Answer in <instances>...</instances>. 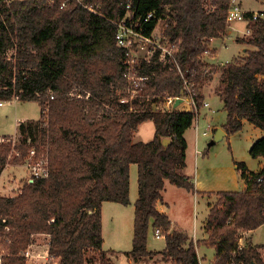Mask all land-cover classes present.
I'll use <instances>...</instances> for the list:
<instances>
[{
	"label": "trees",
	"instance_id": "1",
	"mask_svg": "<svg viewBox=\"0 0 264 264\" xmlns=\"http://www.w3.org/2000/svg\"><path fill=\"white\" fill-rule=\"evenodd\" d=\"M127 1H106L104 10L118 18ZM135 2L143 15L169 9L165 32L179 47L171 65H141L148 78L145 96L185 97L188 86L200 109L207 83L217 73L215 95L227 112V134L240 131L244 119L264 131V17L245 14L251 35L238 41L254 49L242 61L215 67L205 53L212 51L213 40L227 35L231 0ZM156 22L148 24V32ZM124 71L116 27L104 17L74 2L60 8L47 0H0V102L36 101L41 107L40 119L19 124L17 140L0 137V177L8 165L24 163L32 150L47 161L45 177L25 183L14 197L0 196V264H28L21 254L40 234L49 238L48 264H113L104 250L102 207L130 204L133 164L139 197L133 247L126 256L137 264L157 255L174 264H201V245L215 250L214 264H264L258 247H240L243 232L264 225V168L255 173L236 163L246 189L219 193L205 225L208 238L195 243L185 232L170 233L172 221L157 204L164 200L166 180L195 191L184 171L185 133L196 112L152 111L144 97L123 102L130 97ZM146 121L155 125L154 139L135 141ZM250 155L264 158V137ZM152 227L166 240L161 252L148 249Z\"/></svg>",
	"mask_w": 264,
	"mask_h": 264
},
{
	"label": "rangeland",
	"instance_id": "2",
	"mask_svg": "<svg viewBox=\"0 0 264 264\" xmlns=\"http://www.w3.org/2000/svg\"><path fill=\"white\" fill-rule=\"evenodd\" d=\"M243 4L245 8L254 10V11H261L264 9V0H243ZM230 26V25H229ZM165 23H162L160 25L161 30L165 29ZM247 26L242 22H236L232 24V35L229 38H225V42L222 43V40H218L216 42V46L219 48H222L221 53L217 58H215L216 63H212L209 60L210 66L220 67L223 66V63L219 62H226L230 61L233 56L238 55L237 50L240 48L238 45H236V39L239 38H248L249 36L246 35V28ZM229 28V27H228ZM244 35V36H241ZM236 38V39H235ZM222 43V44H221ZM212 51L209 52V54L205 55L206 60L207 58L213 57L215 55L214 50L211 48ZM14 51H10L8 53V57L13 56ZM244 55V54H243ZM238 56L234 58L232 61H242V59L245 57ZM231 61V62H232ZM226 64V63H225ZM219 75L213 74V77L210 82L207 83V87L205 91L207 90V93L209 97H211V100H207V102L211 103L210 115H216V116H223V114H226L225 112L219 113V108H222L219 104V97L215 95V88L218 85ZM145 92H141L140 95L144 94ZM211 101V102H210ZM5 103L2 107H0V137H11L10 139L17 140L16 137L12 136L16 133V126L17 124H20L22 120H38L41 117V107L40 104L36 101H25L20 102L19 100L15 99L14 101L10 102H0ZM25 122V121H23ZM216 122H211L210 118L209 121H206L204 123H200V134L198 136V148H196V139H195V130L192 127H190L189 131L186 134L187 139L189 140L190 147L188 151L189 155V168L190 170H201L202 168H214L216 164H222V161L224 159L232 158L233 153L232 149L234 151V148L231 147V143L229 140L223 139L220 142H218L216 145H210V143L213 140V134L211 133L210 136L206 137L203 136L202 133L206 130V128L209 125H214ZM19 126V125H18ZM153 123L151 121L147 122L146 125H144L143 128H140L135 133V141H142L144 137H149L154 134V130L152 128ZM244 134L237 135L234 139V144L237 148V155L238 157L242 158L243 156H246L248 154V143L246 139V135H248V130H244ZM235 134V133H234ZM232 135V134H230ZM249 135H252V131L249 132ZM9 141V140H8ZM1 142H4L2 140ZM196 149L200 150L202 155L197 156L196 155ZM217 153V154H216ZM14 154H17L16 152ZM19 156V155H18ZM43 156L41 157H35L34 155L30 154L25 158V162L21 164H11L8 165L5 169V174H3L1 180L4 178L3 185H0V196L5 197H14L18 193L21 192L23 186L25 183L30 182V179L33 176V171L37 172H43V167L46 166V162H42ZM235 157V154H234ZM196 158H198V161L196 163ZM41 161L43 166H39L37 163ZM216 164H215V163ZM137 165L133 164V172L137 171ZM38 168V169H36ZM248 168V167H247ZM256 168V166H254ZM249 170V168H248ZM250 171V170H249ZM41 174V173H40ZM138 174V173H137ZM0 180V181H1ZM134 182L138 183V175L137 178H135L134 175V181L132 183L133 185V191L134 189ZM1 183V182H0ZM246 184V183H245ZM246 186V185H245ZM246 188V187H245ZM178 195H176L175 192H170L169 195H166V198L169 199V202L172 199H176ZM180 198L182 201H179L178 199V205L177 210L180 212H174L178 213L179 215H182V221L183 223L190 222L192 215H196L198 219L197 224L198 227L202 225V218L204 217V214L206 213V209L208 206L204 205L202 207L196 208V213H192L193 208V202L190 198V195H180ZM135 199V194L133 196V200ZM209 204L213 207L218 205L220 202V197L216 196H210L208 200ZM114 205H111V207L106 208V220H105V244H104V250L108 253L109 258L111 259L113 264H137L133 261L130 257L126 256L125 253L132 250L133 247V229H134V219H135V212H134V202L132 204H129L127 206L121 205L122 208L120 209L115 203H111ZM120 206V204L118 205ZM173 207V206H172ZM200 229V228H199ZM154 233L148 236L149 241V249L153 251H160L164 248L165 240H157L154 239ZM243 235V233H242ZM196 243L202 242L201 240L197 241L190 236ZM208 238V237H207ZM242 239H240L241 242L245 245L248 243H251L253 246L258 247V250L262 256V259L264 260V225L257 230L254 231L253 235L250 233L245 234L244 236H241ZM33 243L30 245L29 248L33 250V252L36 254V256H45L43 257H37V258H30L28 260V264H48L50 261V254H49V238L46 236V234H40L35 235L33 237ZM256 244V245H255ZM243 246V247H244ZM199 249V257L201 259V264H214L215 263V251L214 249H207L203 246H197ZM46 252V254H45ZM115 252V254H113ZM99 264V263H94ZM140 264V263H139ZM146 264H174L172 260H164L162 258V255H157L156 257L149 259Z\"/></svg>",
	"mask_w": 264,
	"mask_h": 264
},
{
	"label": "crops",
	"instance_id": "3",
	"mask_svg": "<svg viewBox=\"0 0 264 264\" xmlns=\"http://www.w3.org/2000/svg\"><path fill=\"white\" fill-rule=\"evenodd\" d=\"M240 1V5L242 7V9L246 12V13H261V12H264V9L261 10V11H254V10H251V9H248V8H245L244 4H243V0H239ZM263 1V0H261ZM236 22H242L244 23L246 26H247V22L244 20V21H234L231 23V25L229 26V28L227 29V35L224 37V38H221V39H216L214 41L211 42V48L212 49H215L214 52H215V55H213V57L211 56V58H207V62L209 63V60L210 62L212 63H216L215 62V58L218 59L220 53H221V50L222 48H219L217 47L216 45V42L218 40H222V43L225 42V38H229L231 35H232V24L233 23H236ZM247 28V27H246ZM247 30V29H246ZM234 31V30H233ZM241 36V35H240ZM244 36V35H242ZM241 36V37H242ZM236 39V38H235ZM242 38H239V39H236V45H238L240 48L237 50V54L238 55H235L233 56V58L230 60V61H226V62H219L218 63H228V62H231L234 58L238 57V56H241L243 55L242 57L246 56L247 54V51L249 50H253L254 48L251 47V46H248L246 45L245 43H240L238 40H240ZM221 43V44H222ZM210 82V81H209ZM207 93V90L205 91V95H206V99H205V102L204 103H208L209 104V107H206V106H202L199 110V120L197 121V124H199V131H197V129L195 128V121L193 123V128L195 130V139H196V148H198V136L200 134V123H204L206 121H209V118H210V121L213 123V122H216L213 126L212 125H209L206 130H210L208 136H210V134L212 133L213 134V140L215 139V136H216V133L218 132V130H222V132H224V136L215 142L214 145H216L218 142H220L221 140L223 139H228L229 142L231 143V147L234 148V151L232 149V153H233V157L232 158H228L227 160L224 159V161H222V164H216V166L214 168H202L201 170L199 169H196V170H190L189 168V155H188V151H189V147H190V143H189V140L187 139L186 137V134L187 132L189 131V129L186 131L185 133V139L187 141V151H186V168H185V171L184 173L191 178L194 186H195V191L194 192H190L188 191L187 189L185 188H181V187H178L174 184H172L169 180H166V183H165V189H164V192H163V202H159L157 204V209L160 213H163V214H166L169 219L172 221V224H173V228L171 230L170 233H173L175 230H179L181 232H185L187 233L189 236L193 237L196 241L197 239L198 240H205L208 236L205 232V225H206V222H207V219H208V216H209V213H210V209H211V205L209 204L208 200H209V197L210 196H218L219 197V193L220 192H230V191H243L245 190L246 188V184H245V181L242 179L241 177V172L238 170V167L236 165L237 162H244L247 167L249 168V170L251 172H255V173H259L260 171H262V169L264 168V158H258V159H253L250 155V149L251 147L253 146V144L258 141L259 139L263 138L264 137V131L258 127H256L254 124H252L251 122H249L248 120L244 119L242 122H243V127L240 131L236 132L235 134H232V135H229L227 134V131L226 129L224 128V125L226 124L227 122V112L224 110V107L222 102L220 100L219 101V104L221 105L222 108H219V113H222V112H225L226 114H223L224 115V118L223 116H216V115H210V110L209 108H211V103L207 102V100H211V97L208 96ZM5 104V103H4ZM3 104V105H4ZM2 105V106H3ZM0 106V107H2ZM188 108L187 110L190 111L189 109V105L188 104H185L182 106L183 109L185 108ZM186 110V111H187ZM23 121H27V119L25 120H22L20 122H23ZM147 122L149 121H146L144 122L143 124H141L139 126V129L140 128H143L144 125L147 124ZM152 122V121H151ZM153 123V122H152ZM18 125L16 126V133L15 135H12L14 137H16L17 135V130H18ZM191 126V127H192ZM154 127V128H153ZM153 129H155V125L153 123ZM138 129V130H139ZM248 130V135H246L248 138L246 139L247 143H248V154L246 156H243L242 158L238 157L237 155V148L234 144V139L235 137L238 135H242L244 134V130ZM252 131V135H249V132ZM204 136V135H203ZM155 137V130H154V134L149 136V137H144L142 138V142H150L154 139ZM212 140V141H213ZM213 146V145H212ZM196 155L199 156V155H202V153L200 152V150L196 149ZM217 154V153H216ZM234 154H235V157H234ZM196 163L198 161V158H196ZM254 166H256V168H254ZM138 173V167H137V171L136 172H133V165H131L130 167V204H132L134 202V212H135V203L139 197V185L137 182H134V191H133V181H134V175H135V178H137V174ZM5 171H4V173ZM2 174V176H3ZM2 176L0 177V180L2 178ZM4 180V178L2 179ZM0 181V185H3V181ZM170 192H175L176 195H178V197L174 200L172 199L170 202H169V199L166 198V195H169ZM135 194V199L133 200V196ZM180 195H190V198L193 202V206L195 208H193L192 210V213H196V208H199V207H202L204 205L208 206L207 209H206V213L204 214V217L202 218V225L198 227V224H197V216L196 215H192V218L188 223H183L182 221V215H179L178 213H175V215H172L174 214V212H179L177 210V205H178V200L179 201H182V199L180 198ZM178 199V200H177ZM113 202H105L103 204V207H102V213H103V236H104V244H105V220H106V208L107 207H111V205H114V204H111ZM117 206H114V207H118L120 209H124L122 208V204L120 203H115ZM120 204V206H118ZM173 206V207H172ZM180 213V212H179ZM135 221V219H134ZM200 228V229H199ZM154 233V239H157V240H165V238H161V239H158L156 238L155 236V231L152 228H150V231H149V235L153 234ZM247 233H250L253 235L254 231H250V232H243V235L244 236L245 234ZM133 237H134V229H133ZM242 239V238H241ZM133 244V243H132ZM241 244H243L241 242ZM256 245V244H255ZM244 246V244H243ZM166 247V240H165V245H164V248L160 251H155V252H161L165 249ZM245 247V246H244ZM205 248V247H204ZM148 249H149V241H148ZM208 249V248H207ZM150 250V249H149ZM150 251H153V250H150ZM215 251V250H214ZM198 254L200 255L199 253V249H198Z\"/></svg>",
	"mask_w": 264,
	"mask_h": 264
},
{
	"label": "built area",
	"instance_id": "4",
	"mask_svg": "<svg viewBox=\"0 0 264 264\" xmlns=\"http://www.w3.org/2000/svg\"><path fill=\"white\" fill-rule=\"evenodd\" d=\"M8 1V0H7ZM10 1V0H9ZM110 0H47L49 5L60 4V8H65L70 2H74L80 7L84 8L88 12L104 17L111 24L116 27V46L124 52V77L128 83V94H130L129 99H125L123 102L133 101L134 99L144 97L146 104L151 107L152 111L158 112H170L173 110L186 111L188 108H182L183 105L188 104L190 111L196 112L195 118V128L199 131V110L191 96L190 87H186L188 93L185 97H151L145 96V94L140 95L141 92L145 90L147 84V76L141 73L139 68L144 63L148 65L161 64L171 65L173 62H176V54L179 50L177 41H173L166 34V29L161 30L160 25L165 23V28L168 27V20L170 19L169 9H165L159 16L157 11L148 12L146 15H143L139 12L138 3L135 0H128L124 2L123 8L119 10L117 16L114 18L109 16L105 12L104 3ZM246 12L242 9L239 0H231L230 9H229V25L234 21H246L245 18ZM264 17V14L254 13L253 19H258ZM156 19V26L152 31H147L148 24ZM246 35H251V30L247 28ZM214 41V40H213ZM210 51L207 50L206 55ZM52 98L53 95H52ZM178 99H182V102L176 106ZM3 103H0L2 105ZM204 106L209 107L208 103H204ZM188 111V110H187ZM197 120V121H196ZM210 130H205L202 135L207 136ZM31 155H36V151L32 150ZM43 161L46 162V166L43 167V172L33 171V176L30 179V182H33L35 178L45 177L46 176V167L47 161L42 157ZM42 162L39 161L37 164L43 166ZM38 169V168H36ZM155 236L158 239L164 238L160 229L155 231ZM243 247V244L240 245ZM46 254V252H45ZM28 260L30 258L45 257V256H36L31 248H28L25 252L21 254ZM229 264H236L231 262Z\"/></svg>",
	"mask_w": 264,
	"mask_h": 264
},
{
	"label": "water",
	"instance_id": "5",
	"mask_svg": "<svg viewBox=\"0 0 264 264\" xmlns=\"http://www.w3.org/2000/svg\"><path fill=\"white\" fill-rule=\"evenodd\" d=\"M182 102V99H178L176 102V106ZM224 136V132L222 130H218L216 133L215 139L210 143V145H214L216 141L220 140ZM170 142V139L163 140V143L167 145Z\"/></svg>",
	"mask_w": 264,
	"mask_h": 264
}]
</instances>
